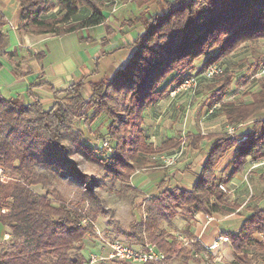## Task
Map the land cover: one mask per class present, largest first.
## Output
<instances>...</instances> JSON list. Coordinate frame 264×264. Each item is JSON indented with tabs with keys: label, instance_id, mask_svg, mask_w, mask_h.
<instances>
[{
	"label": "trees",
	"instance_id": "trees-1",
	"mask_svg": "<svg viewBox=\"0 0 264 264\" xmlns=\"http://www.w3.org/2000/svg\"><path fill=\"white\" fill-rule=\"evenodd\" d=\"M19 2L22 35L64 36L106 20L105 0ZM55 2L59 10L49 16ZM83 11L87 15L78 18ZM135 21H140L144 30L131 45L133 52L126 66L111 79L83 80L70 86L48 111L39 100L27 103L0 92V171L6 177L4 182L0 176V210H7L0 214V223L10 230L14 247L0 250V264H84L85 242L94 232L93 225L83 221L99 217L95 206L101 197L93 186L100 184L83 174L71 156L78 154L101 166L106 179L122 185L118 195L136 192L142 197L132 185L133 175L155 166L153 155L179 144L178 139H166L158 145L149 141L144 111L159 101L171 83L179 85L194 76L200 59H205L198 71L203 73L240 44L263 39L264 0H171L161 12L142 14ZM7 39L8 34L0 28V47ZM233 79V73L228 72L212 79L209 106L218 102L229 126L251 122V127L241 133L236 130L234 136L228 132L192 136L190 146L199 151L202 141L211 142L199 172L194 174L192 188L162 181L155 195L148 200L142 197L145 218L135 220L132 231L126 234L138 245L148 242L169 254L167 264H190L195 259L194 252L179 246L178 236L161 222L171 227L179 215L193 219L199 213L229 214L239 206L230 201L221 185L240 175L250 160L264 158V119L250 121L264 109V92L252 95L251 103L226 100ZM102 116L109 121L104 139L112 144L110 155L104 150L96 155L84 142L82 130L73 128L75 120L92 126ZM231 151L235 152L232 171L222 177L217 169ZM61 179L81 187L76 204L52 189ZM256 234L264 235V207L258 205L245 218L239 233L227 235L235 253L230 264H264V240H257ZM249 254H253L252 259Z\"/></svg>",
	"mask_w": 264,
	"mask_h": 264
},
{
	"label": "crops",
	"instance_id": "crops-1",
	"mask_svg": "<svg viewBox=\"0 0 264 264\" xmlns=\"http://www.w3.org/2000/svg\"><path fill=\"white\" fill-rule=\"evenodd\" d=\"M166 1L171 0H105L106 20L102 25L85 28L64 36H28L19 32L22 11L19 0H0V15L2 16L0 28L8 34L6 45L0 47V63L2 64L0 69L1 94L7 98H20L27 103H34L39 100L44 110L48 111L54 107L58 100L65 96V91L70 86L83 80L95 82L111 79L117 71L126 66L133 52L131 45L144 30L143 27L138 28L130 22L135 21L133 20L134 17L138 18V16L140 17L145 13L161 12L166 6ZM132 5H134L136 12L134 10L129 11ZM58 10L59 5L56 3V8L50 11L48 15H54ZM86 15L87 12L83 11L78 18H84ZM204 60L203 58L197 61L195 72L201 69ZM175 87L176 84L171 83V86L159 101L144 111L145 127L149 141L158 145L166 139H178L179 143L175 148L153 155L151 158L156 161L155 166L139 170L133 175V187L146 200L158 192L160 184L164 180L170 184H179L185 189H191L195 178L194 174L199 172L204 158L201 162L196 163L193 160L194 156L191 159L192 161L188 163L189 165L182 168L178 162L187 150H196L201 153V156H204L211 145V142L204 140L200 144L202 151L193 149L190 146L192 136L220 135L226 133L228 128L231 127L227 123L220 104L213 102L209 106L210 100H208L205 113L211 114L212 106L217 104L218 107L214 113L220 115V118L225 122L224 132L216 130L219 125L211 127L213 131L204 132L203 130L207 129L205 123H201L200 127H197V124L192 123V119L189 120V118V122L187 120L184 123L180 119V114H183L182 110H186V106H190L191 97L188 93V95L172 102L168 96ZM197 100L200 102L199 98ZM202 100V103L205 104L206 98ZM251 101L250 98L249 103ZM178 113L180 114L178 115ZM102 119L107 127L109 121L106 117ZM253 119L263 120L264 110L258 112ZM215 122V120H212V124H215ZM204 142L208 145L204 146ZM180 150H182V155L173 166H165L161 161L154 159L160 154H171ZM234 156L235 152L231 151L219 166L228 175L232 171L230 165ZM254 161L256 160H250L244 171L226 185L230 201L237 204L238 208L227 215L212 214L209 216L199 213L190 220L188 225L189 219L181 215L175 218L176 225L183 228V231L173 230L171 232L176 236H183L187 240L195 241L193 244L186 246L194 252L195 261L190 264H230L235 259L231 241L223 242L221 238L228 237L229 233H239L245 218L252 213L254 206L264 207L263 200L262 204L256 203L249 206L245 212L244 204L237 201L239 191L245 192V194L251 193L247 200H254L256 196L264 198V191H260L261 194L263 193L262 195L254 193L250 181V178L255 175L264 173V166L252 169ZM186 176L191 178H185ZM230 187L235 188L238 197L235 196L234 190ZM211 218L212 220H210ZM8 235L10 236V230L0 223V240ZM255 237L259 241L264 240L263 234H256ZM178 244L185 248L179 239ZM214 245H217V247L212 249ZM252 257L253 254H249V258L252 259ZM258 264H262V262L260 261Z\"/></svg>",
	"mask_w": 264,
	"mask_h": 264
},
{
	"label": "rangeland",
	"instance_id": "rangeland-1",
	"mask_svg": "<svg viewBox=\"0 0 264 264\" xmlns=\"http://www.w3.org/2000/svg\"><path fill=\"white\" fill-rule=\"evenodd\" d=\"M133 10L134 12H136L134 5H132V7L129 8V11H133ZM135 19L136 18L134 17L133 20ZM133 22L138 28L142 27V23L140 21H133ZM218 64L224 69V73L228 72V73H233L234 75L231 89L228 91L226 95L227 100L234 101L236 103H245V102L249 103L250 98L252 99V95L258 94V96H261L259 94L264 92V74L262 73L264 67V38L250 42H244L240 44L233 53L223 58ZM201 74L202 73L200 72H196L194 75L199 76ZM211 83H212V79L201 78L199 86L197 87L196 90L183 91L176 96H171L170 95L171 92H170L168 98L173 102L174 100L184 97L188 95V93H190L189 96L193 101L190 99V106H186L185 107L186 110L184 109L182 110L183 114L178 113V115L179 114L181 115L180 119L184 123L187 122L188 118L189 120L192 119V123H194L195 125L197 124V127L198 126L200 127L201 123H205L206 124L205 127L207 129L203 130L204 132L213 131L211 127H213L214 125H219V127L216 130L224 132L225 122H223V119L220 118V115L215 113L214 114L205 113V108L210 98V92L208 91V86ZM196 97L200 99V102L199 100H197ZM203 98H206L205 104L202 103ZM102 118H105V116L100 117L92 126L87 125L83 120H79V121L75 120L73 124L74 125L73 128L75 130L77 129L82 130L84 135V142L87 143L93 150H95L96 155L97 154L100 155V153H102L103 151V149L99 150L96 147H100L104 137L108 136L105 129L106 124ZM212 120L216 121L215 124H212ZM253 120L254 119L252 117V120L250 121ZM250 127H251V122L245 123L244 125L235 128H237L238 133H241L248 130ZM203 145L207 146L208 143L204 142ZM194 156L195 158L193 160L196 161V163L201 162L202 158H204L205 160V157L201 156V153H198V151L187 150L185 154L182 156V159L178 162V164L180 165L181 168L185 167L186 165H189L188 163L192 161L191 159ZM71 159L78 163L79 169L83 174L93 177L99 182L100 186L102 185L104 186V187L93 186V189L98 191L101 197V203L95 206V208L99 209L100 211L99 217L96 220H92L90 217H86L85 220L87 221V224L84 223V225H93L92 231L93 232L98 231L101 234L102 238L96 235L95 236L92 235L90 239L87 242H85V248L83 251L84 256L87 258L90 256L91 252H96V253L99 252V248L100 247L102 248L103 245L101 241L102 239H105L106 241H112L114 239H117L125 243H128L130 245L139 246L135 240L129 239L126 234L132 231L131 224L135 220L140 221L142 219V216L145 218L146 207H145V201L141 202L142 197L139 195L137 196L136 192H128L124 195H118L116 191L120 190L121 188L123 189L122 185L117 182L113 183V181L110 179H106V177L104 176L105 170L101 166H99L92 160L87 159L78 154L72 155ZM203 162L201 164H203ZM218 169L221 170L222 168H218ZM218 169L217 172L220 176L225 177L228 175L227 173H224L223 170L218 171ZM185 178L190 179L191 177L186 176ZM250 181L253 185L254 193L258 195H262L264 192L261 194L260 191H264V173L262 175H255L253 178H250ZM52 189H56L58 192H60L67 202H72L76 204V202L81 198V187L78 184L72 183L68 179H61L59 182H55ZM230 189L234 190L235 196L238 197L236 195L237 193L235 191V188L230 187ZM35 191L44 194V191H42L40 188H35ZM250 194H251L250 192L246 194L245 192H241V191L238 192L239 197L237 201L240 204H244L245 212L249 206H253L256 203L262 204V201L264 200L262 196L259 197L256 196L254 200L252 199L247 200ZM190 220L191 219L188 220L187 225L190 224ZM160 225L165 229H167L169 232L173 230L174 231L180 230V232L183 231V228H179L178 225H176L175 219L173 220L171 227L168 226V223L166 221H162ZM0 247H1L0 250L3 248L9 250L14 249V247H12L11 245V240L9 235L6 236L3 240H0ZM255 263L256 261L253 262V264ZM102 264H132V263L119 262V261H106ZM176 264L178 263L176 262Z\"/></svg>",
	"mask_w": 264,
	"mask_h": 264
},
{
	"label": "built area",
	"instance_id": "built-area-1",
	"mask_svg": "<svg viewBox=\"0 0 264 264\" xmlns=\"http://www.w3.org/2000/svg\"><path fill=\"white\" fill-rule=\"evenodd\" d=\"M223 73L224 69L219 64H213L201 75H194L186 78L171 91L170 95L176 96L187 90L194 91L199 86L201 78L213 79L215 76L221 75ZM262 73L264 74V67ZM217 107L218 105L214 104L210 110V113L213 114ZM236 130L237 128L235 127H229L227 132L228 134L234 136ZM245 139L246 138H244V140ZM101 149L108 152L109 155L113 152L112 144L108 138L102 140ZM181 155L182 150L171 154H160L154 159L161 161L165 166H173L178 162ZM260 166H264V158L252 163V169ZM0 176L1 180L6 182V177L3 175L2 170L0 171ZM221 189L227 192V189L224 185H221ZM1 213L6 214L7 210L2 209L0 210V214ZM210 220H212V218ZM83 223L87 224V221L84 220ZM93 235L101 237V234L98 231H95ZM178 239L183 243V247L195 242L194 240H187L183 236H178ZM101 241L103 243L102 248L100 247L101 250L99 248V252H91L84 264H102L106 261L128 262L132 264H167V260L169 258V254L159 250L155 245L148 242L145 245L134 246L117 239L112 241H106L105 239H102ZM221 241L230 242L228 237L221 238ZM216 247L217 245H214L212 246V249Z\"/></svg>",
	"mask_w": 264,
	"mask_h": 264
}]
</instances>
